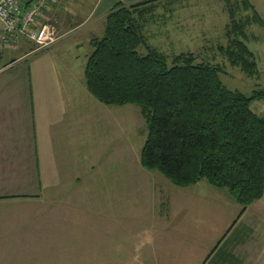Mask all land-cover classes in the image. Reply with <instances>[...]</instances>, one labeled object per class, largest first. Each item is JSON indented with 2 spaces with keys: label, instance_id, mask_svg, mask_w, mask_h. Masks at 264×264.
Instances as JSON below:
<instances>
[{
  "label": "rangeland",
  "instance_id": "rangeland-1",
  "mask_svg": "<svg viewBox=\"0 0 264 264\" xmlns=\"http://www.w3.org/2000/svg\"><path fill=\"white\" fill-rule=\"evenodd\" d=\"M231 1L238 18L251 15L244 11L241 0ZM228 16L223 0L159 1L145 37L170 62L177 55L193 53L198 62L221 67L223 84L250 96L264 90V29L247 28V45L260 71L258 77L250 78L232 67L219 50L228 46ZM82 32L68 35L28 61L30 67L52 55L59 72L68 65L80 78L86 55L92 51ZM94 33L101 36V22ZM61 79L64 87L67 81ZM93 100L102 109L93 119V140L102 141V149L105 140L110 141L103 153L109 158L95 167L87 185L85 179L80 180L77 188L81 189L66 190L68 194L61 196L51 187L44 196L14 202L12 212L2 215L6 227L5 232L0 231V242L13 237L14 243L22 241L25 247L17 256L24 259L7 253L2 264H200L223 240L243 207L231 199L227 189H217L207 181L178 188L159 172L145 169L141 153L148 129L141 109L136 105L106 107ZM251 108L264 117V100L255 101ZM104 188L120 194L106 198L100 193ZM86 202L93 205L90 214H85ZM108 206L112 212L101 215L100 208ZM25 207L28 209H22ZM10 242L14 255V247L20 245Z\"/></svg>",
  "mask_w": 264,
  "mask_h": 264
},
{
  "label": "trees",
  "instance_id": "trees-1",
  "mask_svg": "<svg viewBox=\"0 0 264 264\" xmlns=\"http://www.w3.org/2000/svg\"><path fill=\"white\" fill-rule=\"evenodd\" d=\"M117 4L108 13L101 37L91 40L84 78L88 92L107 107L136 105L147 124L142 166L157 171L178 188L207 181L227 189L243 207L264 196V117L253 111L264 90L247 96L229 90L219 66L198 62L193 53L169 61L145 37L156 4ZM228 13L227 47L221 53L250 78L259 76L255 54L247 45V28L264 29L249 0L238 18L234 3L223 0Z\"/></svg>",
  "mask_w": 264,
  "mask_h": 264
},
{
  "label": "crops",
  "instance_id": "crops-1",
  "mask_svg": "<svg viewBox=\"0 0 264 264\" xmlns=\"http://www.w3.org/2000/svg\"><path fill=\"white\" fill-rule=\"evenodd\" d=\"M145 1L149 0H56L40 23L54 24L59 41L83 31L85 43L91 49V40L98 37L95 29L101 22L103 35L106 16L115 5L129 6ZM249 2L264 21V0ZM2 38L0 24V231L6 227L2 215L12 212L14 202L44 196L51 187L65 196L66 190L81 189L77 188L80 180L85 179L86 185L87 181H92L95 167L109 158L108 153L106 157L103 153L110 142L105 140L102 149L103 142L93 140V119L102 109L86 88L83 65L80 78L68 65L64 67L66 71L59 72L52 55L46 60L38 59L30 67L28 61L48 49L37 52L26 37L5 42ZM62 76L67 81L64 87ZM100 193L106 198L120 194L108 188ZM92 209L93 205L86 202L85 214H90ZM100 209L101 215L112 212L111 206ZM237 231L235 238L229 236L236 235ZM2 239L1 235L0 241ZM10 241L0 242V264L8 258L7 253L15 257L25 247L22 241L13 242L20 245L19 249L14 247L13 255ZM200 264H264V196L240 213L223 240Z\"/></svg>",
  "mask_w": 264,
  "mask_h": 264
},
{
  "label": "built area",
  "instance_id": "built-area-1",
  "mask_svg": "<svg viewBox=\"0 0 264 264\" xmlns=\"http://www.w3.org/2000/svg\"><path fill=\"white\" fill-rule=\"evenodd\" d=\"M56 0H0V24L3 42L26 37L37 52L55 45L60 36L57 27L50 22L40 23L45 11Z\"/></svg>",
  "mask_w": 264,
  "mask_h": 264
}]
</instances>
